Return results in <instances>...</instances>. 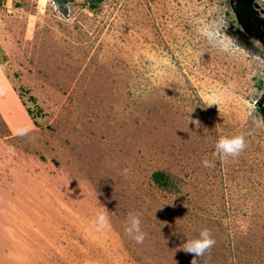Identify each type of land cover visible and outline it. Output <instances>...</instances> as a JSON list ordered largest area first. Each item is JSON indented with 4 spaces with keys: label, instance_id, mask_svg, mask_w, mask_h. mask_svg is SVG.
I'll use <instances>...</instances> for the list:
<instances>
[{
    "label": "rangeland",
    "instance_id": "obj_1",
    "mask_svg": "<svg viewBox=\"0 0 264 264\" xmlns=\"http://www.w3.org/2000/svg\"><path fill=\"white\" fill-rule=\"evenodd\" d=\"M252 31L230 0H0V264H190L204 228L200 264H264ZM236 133L246 149L216 159Z\"/></svg>",
    "mask_w": 264,
    "mask_h": 264
},
{
    "label": "clouds",
    "instance_id": "obj_2",
    "mask_svg": "<svg viewBox=\"0 0 264 264\" xmlns=\"http://www.w3.org/2000/svg\"><path fill=\"white\" fill-rule=\"evenodd\" d=\"M264 120V118H261ZM189 122V118H188ZM191 123L199 127L198 120H192ZM31 130L27 127H22L17 130L20 136H26ZM247 147L246 138L243 133H236L220 137L214 145V157L220 160H226L229 157H238ZM202 164L206 168L214 167V163L210 160H203ZM97 193L95 192V199ZM97 202V200H96ZM98 203V202H97ZM93 227L97 231H106L111 228L108 211L104 208L103 212L97 214L93 221ZM125 232L137 244H143L147 238V233L143 230L141 225L140 214L137 212H130L128 214L127 227ZM215 245V240L209 229L204 228L199 232L198 237L187 240L183 243L180 249L186 253L192 254L193 258L190 264H200L201 258Z\"/></svg>",
    "mask_w": 264,
    "mask_h": 264
},
{
    "label": "water",
    "instance_id": "obj_3",
    "mask_svg": "<svg viewBox=\"0 0 264 264\" xmlns=\"http://www.w3.org/2000/svg\"><path fill=\"white\" fill-rule=\"evenodd\" d=\"M230 7L241 26L249 32L253 30L254 35L259 39L262 38L264 43V17L257 10L254 0H230ZM258 108L264 114V108L260 106Z\"/></svg>",
    "mask_w": 264,
    "mask_h": 264
},
{
    "label": "trees",
    "instance_id": "obj_4",
    "mask_svg": "<svg viewBox=\"0 0 264 264\" xmlns=\"http://www.w3.org/2000/svg\"><path fill=\"white\" fill-rule=\"evenodd\" d=\"M158 175H159V174H157V173H156V174H154L155 178H156V176H158Z\"/></svg>",
    "mask_w": 264,
    "mask_h": 264
},
{
    "label": "flooded vegetation",
    "instance_id": "obj_5",
    "mask_svg": "<svg viewBox=\"0 0 264 264\" xmlns=\"http://www.w3.org/2000/svg\"><path fill=\"white\" fill-rule=\"evenodd\" d=\"M253 32V31H252Z\"/></svg>",
    "mask_w": 264,
    "mask_h": 264
}]
</instances>
